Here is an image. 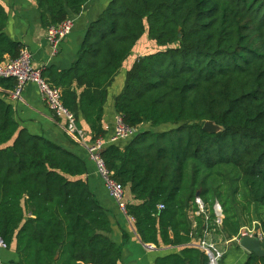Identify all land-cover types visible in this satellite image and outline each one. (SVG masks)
Here are the masks:
<instances>
[{
  "label": "trees",
  "instance_id": "obj_1",
  "mask_svg": "<svg viewBox=\"0 0 264 264\" xmlns=\"http://www.w3.org/2000/svg\"><path fill=\"white\" fill-rule=\"evenodd\" d=\"M35 1L48 27L88 0ZM6 22L0 4V63L24 47L4 32ZM144 34L165 48L134 60L114 109L127 125L150 128L101 155L137 201L125 210L139 239L180 246L153 264H209L190 245L206 231L227 240L253 228L264 247V0H110L88 23L75 62L42 70L77 125L79 115L88 124L89 141L106 134L107 89ZM14 84L0 78L4 89ZM208 120L221 129L205 131ZM162 124L172 127L153 129ZM86 172L79 155L20 127L0 92V239L15 243L12 264L119 263L121 246ZM197 198L204 213L192 227ZM243 264H264V256L250 253Z\"/></svg>",
  "mask_w": 264,
  "mask_h": 264
},
{
  "label": "crops",
  "instance_id": "obj_2",
  "mask_svg": "<svg viewBox=\"0 0 264 264\" xmlns=\"http://www.w3.org/2000/svg\"><path fill=\"white\" fill-rule=\"evenodd\" d=\"M109 1L88 0L80 13L70 15L69 17L73 19L72 30L60 44L58 53L52 57L50 56L49 44L45 39L47 27L43 26L41 22L40 12L35 0H0V4L7 13L4 32L11 39L21 42L32 53L33 62L36 66H54L58 70H64L75 62L88 23L98 17ZM138 47L137 45L134 48V57L132 56L128 63V60L123 63L118 74L107 89L102 120L106 131L105 136H109L113 131L114 120L117 115L114 109V100L123 87L126 71L138 56L143 55L142 51L144 49ZM0 92L4 94L5 100L12 105L14 117L20 127L55 142L85 160L87 172L83 178L87 181L90 190L99 204L107 211L112 228L109 234L110 238L121 246V257L118 264H153L156 257L179 250L180 246H155L152 243H143L139 239L133 221L127 214H123L118 209L115 201L109 196L104 187L102 180L95 172L94 165L89 159L85 148L86 143L91 139V132L88 124L80 115L78 122L79 127L84 131V137L76 139L64 132L63 123L53 117L51 110L41 99L35 84L27 83L23 87L20 97L16 99L11 97L10 89L0 87ZM145 125L146 123L138 128L143 126V129H147ZM148 128H150L149 125ZM128 142L129 139H121L115 142V144L123 147ZM124 202L125 204L137 202L127 187L124 188ZM203 210L199 213H204L202 212ZM197 211L195 213L189 211L192 227L195 226L194 216L199 214ZM224 241L227 242L224 246V254L221 257L220 264H243L247 258V253L238 244L237 239L233 237ZM193 243H190V245L194 246ZM148 244L151 246H147ZM16 260L17 254L14 242L8 248L0 247L1 264H12Z\"/></svg>",
  "mask_w": 264,
  "mask_h": 264
},
{
  "label": "built area",
  "instance_id": "obj_3",
  "mask_svg": "<svg viewBox=\"0 0 264 264\" xmlns=\"http://www.w3.org/2000/svg\"><path fill=\"white\" fill-rule=\"evenodd\" d=\"M72 27L73 19L67 17L61 22L46 28L45 39L49 44L51 57L58 53L60 44L70 34ZM43 69L44 67H39L34 64L32 53L27 48L23 47L16 58L7 59L0 63V78H12L15 80L14 87L10 90V95L14 99L20 97L21 91L27 83L35 84L41 99L51 110L53 117L63 123L64 132L76 139L83 138L84 131L77 125L73 112L63 104L60 87L53 86L48 82L42 74ZM136 130L137 128L127 125L122 116L117 114L114 120L113 131L109 136H98L85 145L88 157L94 165L95 172L102 180L109 196L115 201L118 209L123 214H127L124 202V186L112 178L111 172L107 168L101 155V151L108 144L115 143L121 139L131 138L136 133ZM196 201L199 205V210L197 211V213H199L203 210V204L199 198H197ZM158 207L161 208L162 205L160 204ZM214 209L216 214L214 222L219 226L221 223V214H218L217 210L220 212V209H218L216 205ZM202 212H204V210ZM131 220L133 221L132 218ZM208 233L209 232L206 231L205 235ZM254 233H257L261 239V234L259 232H252V230L248 228L241 229L240 235L235 238L238 241L241 236H252ZM209 243L206 237H204L201 241L194 242L193 245L205 251L208 255L209 264H220L224 251H219ZM0 247H6L2 239H0Z\"/></svg>",
  "mask_w": 264,
  "mask_h": 264
},
{
  "label": "rangeland",
  "instance_id": "obj_4",
  "mask_svg": "<svg viewBox=\"0 0 264 264\" xmlns=\"http://www.w3.org/2000/svg\"><path fill=\"white\" fill-rule=\"evenodd\" d=\"M137 42H138L137 45L139 46L138 48H143L144 49L142 51L143 54L154 52V51H157V50L165 48L164 46H158V44L155 43V41H153L152 39H150L147 36V34H144ZM133 55H134V49L132 50V53L130 54V56L127 58V60H128V61L126 60L127 63L130 61V58ZM143 126L140 127V128H137L136 132H138L139 130H143ZM145 127L148 128V124L147 123H146ZM171 127L172 126L170 124H162V125H159L157 127H153V129L154 130H158V131H163V130H167V129L171 128ZM221 218H222V215H221ZM250 230H252V232H255L253 228H251ZM206 235H204V237H206L207 241L210 242L209 244H212L215 248H217L221 252L224 251V249H225L224 246H225L227 241H224L220 235L215 234L214 232H210V233H208Z\"/></svg>",
  "mask_w": 264,
  "mask_h": 264
},
{
  "label": "water",
  "instance_id": "obj_5",
  "mask_svg": "<svg viewBox=\"0 0 264 264\" xmlns=\"http://www.w3.org/2000/svg\"><path fill=\"white\" fill-rule=\"evenodd\" d=\"M202 128L207 131V132H217L221 128L216 125L213 121H205ZM198 196V194H197ZM216 207L220 209V206L216 204ZM218 214H221V209L220 212L217 210ZM238 244L245 249L247 255L250 253L256 254L258 256H264V248L261 247V239L258 236L257 233H254L252 236L249 235H244L241 236L238 239ZM147 246H151L148 244Z\"/></svg>",
  "mask_w": 264,
  "mask_h": 264
}]
</instances>
